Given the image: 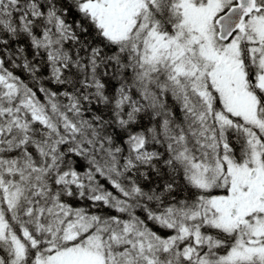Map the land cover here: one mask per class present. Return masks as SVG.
<instances>
[{"label":"snow or ice","instance_id":"snow-or-ice-1","mask_svg":"<svg viewBox=\"0 0 264 264\" xmlns=\"http://www.w3.org/2000/svg\"><path fill=\"white\" fill-rule=\"evenodd\" d=\"M0 264H264V0H0Z\"/></svg>","mask_w":264,"mask_h":264}]
</instances>
